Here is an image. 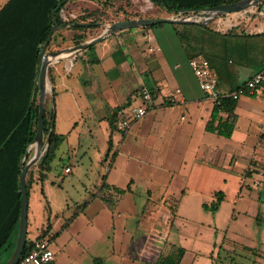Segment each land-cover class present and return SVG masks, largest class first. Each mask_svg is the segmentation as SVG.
Wrapping results in <instances>:
<instances>
[{"label": "crops", "instance_id": "crops-1", "mask_svg": "<svg viewBox=\"0 0 264 264\" xmlns=\"http://www.w3.org/2000/svg\"><path fill=\"white\" fill-rule=\"evenodd\" d=\"M4 1L0 0V6ZM129 1V5L124 2L123 7L104 23L126 18L125 15L134 13L138 14L129 15L128 18L164 16L166 13L150 0ZM66 4L72 9V15H77L81 8L79 5H88V12L91 14L95 13L96 7L101 8L92 0H70ZM76 22L72 25L88 23L85 20ZM97 23L100 28H88L86 33L93 31V34H88L85 39L102 30L104 23L94 21L95 25ZM69 26L70 24L58 26L63 36L61 47L75 44L77 35L82 32ZM176 27L175 22L165 21L153 26L123 28L47 66L46 78L52 92L47 91L44 108L47 107L48 99L54 101L52 129L62 135L52 160L60 161L66 157L63 170L69 165L70 172H73V140L75 139L77 147L86 148L88 142H82L81 137L97 136L100 139L99 165L102 168V161L107 167L106 173L101 174L94 187L89 188L88 193L84 190L79 195L80 199L74 201L66 217L68 210L64 212L62 205L58 206L59 209H52V192L47 189L45 182L50 167L43 170L42 179L35 164L27 170L28 198L29 190L34 185H40V191L49 197L48 210L43 209L37 216L33 212L34 230L29 239L36 238L48 224L46 236L53 244L55 255L51 261L55 264H65L57 254L61 246L71 241L90 253L92 264L97 256L105 258L103 264L113 263V260L119 264H128L134 262L133 259L153 262L165 242L180 246L187 239L192 241L195 238L197 243L205 240L213 244L217 240L215 233L223 229L218 220L220 210L229 208L227 220H231L234 214L237 216L240 212L247 213L240 206L244 186L251 188V182L256 179L258 183L255 185L264 183V85L239 96L231 113L222 108H217L215 113V103L199 87L188 63L189 58L194 56L193 48L197 45L199 49L196 54L206 56L204 41L201 45L196 42L192 43L193 46L187 44L183 36L179 37L176 33ZM259 33H264L262 26L241 33L244 43L231 46V52L225 50L221 53L217 48L208 52L210 56L216 54L222 59L220 65L215 67L206 56L217 73L220 89H235L263 66L264 37L258 36ZM213 42L223 44L226 48L228 46L224 45L225 41L221 36L211 38L209 45L213 46ZM47 50L50 49L46 47ZM143 86L152 94L147 112L131 120L123 131H118L115 127L111 129L108 123L111 112L117 113L130 103H141L139 92ZM213 110L214 128L208 129L206 125L211 120ZM230 119L233 120L230 135L220 134L216 128L217 122ZM112 146L114 155L108 161ZM117 168L122 172L123 168H132L134 173H127L124 177L118 176L117 172L113 175ZM111 174L112 177L109 178ZM103 175L113 185L125 187L129 183L130 189L123 194L138 191L134 187L140 183V191L146 192L148 200L138 222L141 233L130 237V241L126 240L117 251L113 243V217L119 212L117 206L123 194L117 195L112 189L107 190L105 196L108 198V205L97 197H90L101 183ZM216 192L222 194L216 209L205 208L203 203L209 204L214 200ZM93 199H98L102 206L109 209L112 225L103 229L96 227L95 220L99 214L96 210L86 218L82 228L76 227L74 223L80 215H84ZM258 199L259 194L256 197ZM86 200L89 201L83 210L61 229L65 218L70 217L77 206ZM251 202L244 203L252 206ZM256 206L257 201L251 210ZM29 209L28 201L27 219ZM58 210L64 216H57L60 213ZM203 210L212 211V220L204 221L197 217L199 221L191 219L192 216H202ZM52 214L55 220L51 219ZM187 219L194 223L193 237L186 235L190 233L187 230V225H190ZM262 219L264 216L256 217L257 221ZM211 227L213 231L210 230ZM202 232L208 237H197ZM154 233H159L156 234L160 236L156 240L159 245L150 242V238L156 236L151 237ZM119 242H123L121 237ZM121 253L123 255L119 256Z\"/></svg>", "mask_w": 264, "mask_h": 264}, {"label": "rangeland", "instance_id": "rangeland-1", "mask_svg": "<svg viewBox=\"0 0 264 264\" xmlns=\"http://www.w3.org/2000/svg\"><path fill=\"white\" fill-rule=\"evenodd\" d=\"M124 2H127L126 5H129L130 1L110 0L107 6L101 5V8L96 7L95 13L93 14H91V12H88V5H79L81 6V8L78 10L76 17L82 18L87 22H93V17H96V20H100L104 23L105 20L111 18V15H115V13H117L119 9L123 7ZM83 6L85 8H82ZM172 15H174V13H164V16ZM176 25L182 31L183 40L185 41V43H189L193 46L192 43H195L196 41L195 36L198 38V42H202L203 40V49L206 55L209 57L211 63L215 67H218L222 62V59L220 57H217L216 54H214L215 56H210L208 52H211V50H214L216 48L219 49L221 53H224L225 50H230L231 52V46H233L234 44L244 43L245 39H243L241 33L249 32L250 30H254L261 26L264 28V0L259 2L257 5L245 8L243 10L220 13L211 20L207 21L204 26H199L196 23H176ZM94 27L100 28V24L97 23ZM216 30H220L222 33H219ZM217 36H221V38H224V45L227 44V48L225 46H222L223 44H214L215 41L213 42V46L209 45L211 43V38L214 39ZM258 36L264 37V33H259ZM193 49H195L193 52L195 53L194 55H198L196 53L198 52L197 49H199V46L197 45V47H194ZM47 107L55 110L54 101L48 99ZM44 140L45 136L43 134V141ZM81 140L82 142L87 141L90 147H87L88 145L86 146V148H82V146L77 147L75 139L73 140L75 148L73 155L74 160L72 159L75 166L73 172H63V165L67 161L66 157H63L60 161H57L58 159H54L50 163V169L47 171V178L45 180L47 189L51 190L52 192V209L54 210V207L59 209L58 206L62 205V207L64 208V212L68 210V214H66L65 217L69 215V209H71V205L74 203V201L80 199L79 195H81L84 190L86 193H88L87 190L89 188H93L95 183L99 180L101 174L106 173L107 171V167L102 161V168H100L99 165L100 163L98 147L100 139L97 136L94 138H88L85 136L81 137ZM92 143L94 144V146ZM30 149L32 152L34 151L33 146L30 147ZM112 156L113 146L109 151L107 160L110 161ZM104 160L105 159H103V161ZM116 172L118 176L124 177L127 173H134V170L132 168H123L122 172L120 168H117L113 172V175L116 174ZM111 177L112 174L111 176L109 175V178ZM249 181H251V179H249ZM140 186V183H137L134 189H137L138 191L135 190L133 193L123 194L118 202L117 207H119V212H116L113 217V221L115 222V224L113 223V243L116 251L120 245H124L126 240L129 242L131 239L130 237H132L133 235L137 236L139 233H141V231L138 229V222L141 217L140 215L142 209H144L145 205L148 203V200L146 192L140 191ZM251 186V188L244 186L242 192L244 197L240 199V206L244 207V209H246L248 212H240L237 216L234 214L231 220H227V215H230L229 208L221 209L218 215V220H220V222L222 223L223 229L218 230L215 233L217 237V240H215L216 242L210 244L209 242H205L204 240V242L197 243L195 238H193L194 240L192 241H190V239H187L185 242L179 244L183 247L184 250L178 264H190L192 262V264H264V219L260 221L256 220V217L258 215L264 216V183L255 185L251 182ZM29 192L30 196L28 198V201L30 204V209L27 219L28 238L31 237V231L34 230L33 212L34 215L37 216V214H41V211L43 209L47 208L48 210L49 208V197L40 191V185H34V187H32ZM258 194L259 199L256 200ZM250 201H252V206H248L244 203H250ZM256 201V208H253L251 210V207H253L254 202ZM96 210L99 211V214H97L95 220L96 227L103 229L112 225L109 209L102 206L101 201H99L98 199L92 200L91 204L86 207L84 215H80L74 225L76 227L82 228L84 222L87 220L86 218H88L89 215H92V213ZM58 211L60 212V210ZM211 212L212 211L203 210L202 216H192L191 219L198 220L197 218H201L204 221L205 219L212 220ZM60 213L57 216H61L62 214H64L63 212L61 214ZM236 213L238 212L236 211ZM65 217H63V219ZM53 218L55 220V217H53L52 214L51 219ZM187 220L190 224L187 225V230H189L190 233H186V235H188V237H193V235L195 234L192 233V231H194V223L189 219ZM228 221L230 222L229 224ZM210 230L213 231L212 227ZM17 234L18 230L17 232L15 230L11 236V241L14 242V246L16 243ZM63 234H65V232ZM156 234H151V237L152 235ZM198 236L200 238L208 237L204 232L198 233L197 237ZM120 237L123 239L122 244L121 242H119ZM60 238L63 239V237ZM152 238H150V242L159 245L156 240L159 239L160 236L156 235ZM72 242L73 241L67 243L65 246H61L60 244L61 247L57 255H59L61 261H63V263L65 264H76V261L78 260L77 264H92V261L89 258L90 253L85 248H82L80 245ZM136 247L137 246H135V248ZM162 247L160 248V250H163L165 252L174 250L169 243H166L165 247ZM7 254L8 249L1 250L0 260L5 259ZM122 255V253L119 254V256ZM133 260L135 261H131L132 263L128 264H153V262H146L140 259ZM104 261L105 258L103 260V263ZM107 264H119V262L113 260V263Z\"/></svg>", "mask_w": 264, "mask_h": 264}, {"label": "trees", "instance_id": "trees-1", "mask_svg": "<svg viewBox=\"0 0 264 264\" xmlns=\"http://www.w3.org/2000/svg\"><path fill=\"white\" fill-rule=\"evenodd\" d=\"M68 1L70 0H5L0 6V251L8 249L6 258L0 260V264H3L9 258L14 248V242L11 241V236L15 230L16 232L18 230L21 199L19 183L21 160L27 150L26 160L32 155L31 149H28V144L34 138L38 122L39 88L37 75L41 46L54 24L57 25V28L52 31L51 38L47 44V48L50 50L61 47L63 43L61 29L58 26L61 27L64 24H70L69 27L81 30L82 32L75 39V42L78 43L83 41L88 34H93V31L86 33V30L94 27V21H97L95 18L93 22L72 25L73 22L84 19L76 17L77 15L67 18L62 17L61 8ZM92 1L96 2L100 7L101 5L107 6L110 2V0ZM150 1L168 13L177 14L183 9L196 11L203 7L229 3L236 0ZM134 14H128L124 17L128 18L129 15ZM161 23L157 22L147 26ZM197 25L204 26V24ZM216 31L222 33L220 30ZM176 33L179 37L183 36L179 27H176ZM195 40L196 43L202 44V42H198L199 40L196 36ZM204 54L206 55V53ZM235 100L226 97L220 104H215V113L217 108L225 109L228 113H231ZM116 114V112H111L108 118L111 129L115 127ZM214 117L213 110L211 120L206 125L208 129L214 128L212 125ZM53 118L54 110L50 107H45L43 114V134L45 138ZM216 128H218L220 134L229 136L233 128V120L219 121L216 124ZM61 140L62 135L52 129L47 148L34 163L41 179L44 177L43 170L49 169L55 149L61 143ZM107 143L108 148H110V138H108ZM26 187L28 192V179L26 181ZM109 189H112L114 194L120 195L129 190L130 187L129 183L125 187L110 184L103 175L101 177V183L96 187V191L90 197H97L108 205V198L105 196V192ZM221 199L222 194L216 192L215 199L209 204L203 203V206L214 210ZM88 201L86 200L78 205L74 213L70 217L65 218L61 229H64L83 210ZM48 227L49 225L47 224L36 238L45 236ZM31 242L32 239L26 236L22 255L29 249ZM171 246L175 251L169 250L165 252L161 250L153 261V264H178L184 249L181 246ZM103 260V257H94V264H103ZM46 264L55 263L51 261Z\"/></svg>", "mask_w": 264, "mask_h": 264}, {"label": "water", "instance_id": "water-1", "mask_svg": "<svg viewBox=\"0 0 264 264\" xmlns=\"http://www.w3.org/2000/svg\"><path fill=\"white\" fill-rule=\"evenodd\" d=\"M262 0H236L229 3H221L213 6L203 7L196 11L181 10L177 14L172 16H148V17H132V18H122L118 20L109 21L103 24L102 30L95 34L94 36L85 39L81 42L75 43L73 45L60 47L54 50H47V44L51 38L52 31L57 28V25L54 24L51 27V30L41 46L39 53V66H38V75L37 83L39 88L38 94V122L37 128L32 142L28 144V149L34 147V153L26 160L28 150L25 152L21 160V171L19 174V183L21 191L20 199V216L18 222V234L15 246L9 256V258L3 264H15L25 247L26 233H27V207H28V192L26 187V173L29 167H31L43 154L45 149L48 146L50 135L52 132L53 121L50 124L48 134L43 141V114H44V102L47 91L52 92V87L49 84L46 78V69L47 66L58 61L60 58L65 57L71 53L77 52L81 49L87 48L93 43L101 40L105 36L111 34L114 31L141 26L154 24L157 22H175V23H197L205 24L207 21L214 18L220 13H228L232 11L243 10L248 7L257 5ZM82 23V22H76ZM26 160V161H25Z\"/></svg>", "mask_w": 264, "mask_h": 264}, {"label": "built area", "instance_id": "built-area-1", "mask_svg": "<svg viewBox=\"0 0 264 264\" xmlns=\"http://www.w3.org/2000/svg\"><path fill=\"white\" fill-rule=\"evenodd\" d=\"M72 9L65 3L61 8V15L67 18L72 15ZM188 63L198 82L199 87L207 93L209 98L215 103L220 104L226 97L237 99L245 93L253 92L258 86L264 85V62L263 66L256 70L249 78L243 81L239 86L231 91H224L218 85V76L208 58L202 54L191 56ZM142 99L141 103H130L125 109L117 112L115 129L118 131L125 130L131 120L143 116L147 112L148 105L151 101L150 90L143 86L139 92ZM65 173L71 171V167L66 165L63 170ZM254 184L258 180H253ZM55 251L51 245L48 236L32 239L29 249L20 256L15 264H46L53 260Z\"/></svg>", "mask_w": 264, "mask_h": 264}]
</instances>
